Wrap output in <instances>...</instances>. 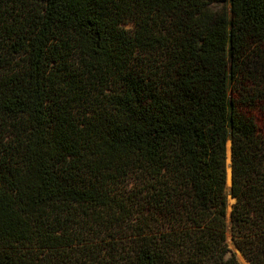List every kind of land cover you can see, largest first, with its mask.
I'll return each instance as SVG.
<instances>
[{"label": "trees", "instance_id": "1", "mask_svg": "<svg viewBox=\"0 0 264 264\" xmlns=\"http://www.w3.org/2000/svg\"><path fill=\"white\" fill-rule=\"evenodd\" d=\"M259 103L264 0H0V264H240L228 141L264 264Z\"/></svg>", "mask_w": 264, "mask_h": 264}, {"label": "rangeland", "instance_id": "2", "mask_svg": "<svg viewBox=\"0 0 264 264\" xmlns=\"http://www.w3.org/2000/svg\"><path fill=\"white\" fill-rule=\"evenodd\" d=\"M127 27H132V24H128ZM253 84H245L246 89H251ZM243 91V90H242ZM234 93V92H233ZM247 94V93H244ZM236 96V94H235ZM261 103L258 104L256 109H252L250 114L254 116L259 130L262 134H264V113L259 110ZM247 110V108H244ZM231 141L227 143V190H228V205H227V223H228V232H227V243L229 248L236 254V257L240 264H251V262L247 259V257L243 254V252L238 248L235 242L234 231L232 229V221H231V212L233 209V205L236 201L235 198L231 195V170H232V153H231Z\"/></svg>", "mask_w": 264, "mask_h": 264}, {"label": "water", "instance_id": "3", "mask_svg": "<svg viewBox=\"0 0 264 264\" xmlns=\"http://www.w3.org/2000/svg\"><path fill=\"white\" fill-rule=\"evenodd\" d=\"M231 153H232V150H231ZM232 179H233V172L231 170V181H232Z\"/></svg>", "mask_w": 264, "mask_h": 264}]
</instances>
